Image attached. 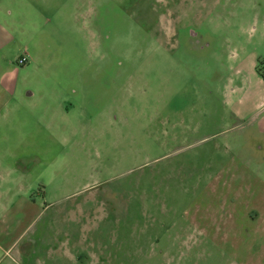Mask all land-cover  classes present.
<instances>
[{"label":"rangeland","instance_id":"obj_1","mask_svg":"<svg viewBox=\"0 0 264 264\" xmlns=\"http://www.w3.org/2000/svg\"><path fill=\"white\" fill-rule=\"evenodd\" d=\"M263 12L0 0V264H264V109L225 95Z\"/></svg>","mask_w":264,"mask_h":264},{"label":"crops","instance_id":"obj_2","mask_svg":"<svg viewBox=\"0 0 264 264\" xmlns=\"http://www.w3.org/2000/svg\"><path fill=\"white\" fill-rule=\"evenodd\" d=\"M259 24L262 26L261 32L258 30ZM243 29L241 31H244ZM232 30L234 31V29ZM247 31L250 34L249 45L253 44L257 48L264 46V43H254V39L259 36H262V41L264 42V12L261 16L258 13L256 14L255 23ZM231 34L234 35L235 33ZM227 43L229 46H222L221 49H240L239 47L242 46L239 42L232 43L229 41ZM233 58H235V63L231 76L228 77L226 84L227 93L225 95L228 97L231 114L241 121H247L254 116V111L257 110L258 114L260 109H264V75L262 76L258 71L259 63L263 59L259 57L257 50H254V53L248 57H240V60H238V56L237 59L236 56H233ZM220 76L218 75V78ZM255 85L257 86L256 89ZM253 108H256V110Z\"/></svg>","mask_w":264,"mask_h":264},{"label":"built area","instance_id":"obj_3","mask_svg":"<svg viewBox=\"0 0 264 264\" xmlns=\"http://www.w3.org/2000/svg\"><path fill=\"white\" fill-rule=\"evenodd\" d=\"M28 62V56L24 55L21 56L18 60H17V64L20 66H25Z\"/></svg>","mask_w":264,"mask_h":264},{"label":"flooded vegetation","instance_id":"obj_4","mask_svg":"<svg viewBox=\"0 0 264 264\" xmlns=\"http://www.w3.org/2000/svg\"><path fill=\"white\" fill-rule=\"evenodd\" d=\"M20 66V65H19Z\"/></svg>","mask_w":264,"mask_h":264}]
</instances>
